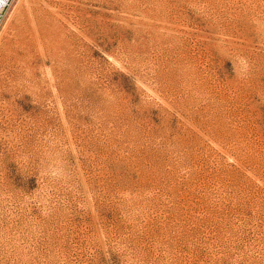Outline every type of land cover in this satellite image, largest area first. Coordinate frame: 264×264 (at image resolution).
Here are the masks:
<instances>
[{
	"label": "rangeland",
	"instance_id": "374dc122",
	"mask_svg": "<svg viewBox=\"0 0 264 264\" xmlns=\"http://www.w3.org/2000/svg\"><path fill=\"white\" fill-rule=\"evenodd\" d=\"M48 3L58 46L16 56ZM0 264H264V0H16Z\"/></svg>",
	"mask_w": 264,
	"mask_h": 264
},
{
	"label": "bare ground",
	"instance_id": "6f19581e",
	"mask_svg": "<svg viewBox=\"0 0 264 264\" xmlns=\"http://www.w3.org/2000/svg\"><path fill=\"white\" fill-rule=\"evenodd\" d=\"M30 1L31 0H26V2H30ZM46 5L54 8L50 10L45 8L42 9L39 8L36 11H30L28 14L29 16L23 17L21 27L18 29L17 33L15 34L16 37L14 41L15 43L14 54L16 56L19 54V51H22L23 53L26 54V53H30L32 48H37L38 50L46 53V51L49 52L50 49H54L58 46L55 43L57 37L56 34L57 24L60 21L59 20L60 18L58 16V11H60L61 6H57L58 5L57 3L56 5H52L50 3ZM55 7L57 9H55ZM23 61L25 64L27 63L26 62L27 60L26 61L23 60Z\"/></svg>",
	"mask_w": 264,
	"mask_h": 264
},
{
	"label": "built area",
	"instance_id": "2783aa9c",
	"mask_svg": "<svg viewBox=\"0 0 264 264\" xmlns=\"http://www.w3.org/2000/svg\"><path fill=\"white\" fill-rule=\"evenodd\" d=\"M16 0H0V26H2L11 14Z\"/></svg>",
	"mask_w": 264,
	"mask_h": 264
}]
</instances>
